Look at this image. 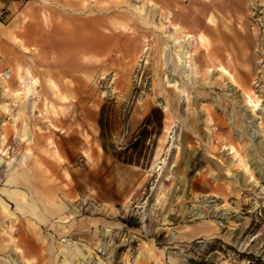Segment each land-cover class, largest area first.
<instances>
[{
    "label": "rangeland",
    "instance_id": "374dc122",
    "mask_svg": "<svg viewBox=\"0 0 264 264\" xmlns=\"http://www.w3.org/2000/svg\"><path fill=\"white\" fill-rule=\"evenodd\" d=\"M34 1L0 264H264V0Z\"/></svg>",
    "mask_w": 264,
    "mask_h": 264
},
{
    "label": "crops",
    "instance_id": "0c3cea01",
    "mask_svg": "<svg viewBox=\"0 0 264 264\" xmlns=\"http://www.w3.org/2000/svg\"><path fill=\"white\" fill-rule=\"evenodd\" d=\"M34 2H35L34 0H0V10L6 9L12 12L11 16H12V20H14L13 23L18 25V27L15 28V30H13V33L11 34L12 37L11 39H9L11 40L9 45L3 43L4 36L2 32H0V87H1L0 92L2 93L7 92L8 90L10 91V93L23 92L22 90H18L20 89L19 83L21 81L20 78H18L17 73H14L15 71L12 69L18 70L19 67L25 68L26 65H29L28 60L30 62L31 59L35 58L31 56V52L28 51L29 49L31 50L36 48L40 50L39 53L41 54L44 53V51H46L45 44L43 41L45 39L44 38L45 33L40 32L39 28L36 27V24L38 23L42 24V19L39 16L40 11L36 10V8H32ZM217 2L218 3H216L215 6L220 8H227L233 6L231 0H217ZM222 12L226 13V10H223ZM35 18L37 19L35 20ZM0 24L2 25L1 22ZM15 40L21 41L23 46H20V43H16ZM4 58L7 60L4 61L3 60ZM6 69H9L11 72L13 71L12 80L9 82H4L1 78V73ZM22 94L23 93H21L20 99L21 100L23 99L22 100L23 102L27 101L26 103L28 105L31 104V100H27L25 96H22ZM0 99L2 101L1 102L2 108L4 106L2 112L5 111V115H4V120H5L7 113H9L12 109H15V107L21 101L20 99L11 98L9 97V95L1 94V93H0ZM16 100H19V102ZM3 124L1 126L5 125ZM3 137L4 135L1 134V138ZM29 139L31 142L32 141L31 136ZM12 168L13 170L9 174L8 173L5 174L6 176L8 175L7 182L14 181L18 178L17 173L14 174V170L16 169V166L13 165ZM4 189L7 190L11 188L5 185Z\"/></svg>",
    "mask_w": 264,
    "mask_h": 264
},
{
    "label": "bare ground",
    "instance_id": "6f19581e",
    "mask_svg": "<svg viewBox=\"0 0 264 264\" xmlns=\"http://www.w3.org/2000/svg\"><path fill=\"white\" fill-rule=\"evenodd\" d=\"M174 30H175V32H178V31H180V30H182V28L181 27H178L177 25L176 26H174ZM183 40H187V39H189V38H191V36L189 35V34H185L183 37ZM173 41H178V39H176V38H173ZM187 44V43H186ZM187 49V46H183V48L182 49H179V50H177L176 52H175V57H176V59L178 60V62H180V63H178V64H180V66L176 63V68H175V70L176 69H183V66L185 65L184 63H185V61H187L186 60V58L189 56V52H188V50H186ZM176 60V61H177ZM182 66V67H181ZM184 70V69H183ZM184 72H186V68H185V70H184ZM27 76L29 77V76H31V74L27 71ZM38 80H36L35 78L33 79L32 78V80H31V82H30V85L28 86V89L27 90H29V92H30V94L33 92V91H35V86H37L38 85ZM13 123V122H12ZM17 124V123H16ZM3 161V159L1 158V160H0V163ZM4 163V162H3ZM12 167H13V165H12ZM8 176V175H7Z\"/></svg>",
    "mask_w": 264,
    "mask_h": 264
},
{
    "label": "built area",
    "instance_id": "2783aa9c",
    "mask_svg": "<svg viewBox=\"0 0 264 264\" xmlns=\"http://www.w3.org/2000/svg\"><path fill=\"white\" fill-rule=\"evenodd\" d=\"M1 78L4 82H9L12 80V72L9 70V69H6L4 70L2 73H1ZM19 87L20 89H23L24 88V85L22 84V82L19 83ZM15 109H12L9 113H7L5 119L6 120H12L14 119V115H13V112H14Z\"/></svg>",
    "mask_w": 264,
    "mask_h": 264
}]
</instances>
